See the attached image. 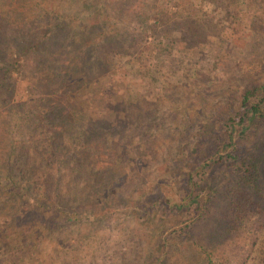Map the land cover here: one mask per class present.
<instances>
[{
    "label": "trees",
    "instance_id": "trees-1",
    "mask_svg": "<svg viewBox=\"0 0 264 264\" xmlns=\"http://www.w3.org/2000/svg\"><path fill=\"white\" fill-rule=\"evenodd\" d=\"M61 1L0 0V264L52 259L67 241L61 231L73 225L85 234L76 239L97 236L119 209L111 204L123 151L110 160L107 150L126 143L122 132L155 121L154 113L144 114L152 104L119 89L99 56L115 48L135 60L137 39L117 29L111 15L134 2L126 10L140 11L145 24L148 11L137 0ZM27 75L36 93L30 100L21 88ZM94 97L103 113L95 106L90 113ZM223 98L203 102L176 131L183 157L170 165L169 182L182 190L175 201L159 184L147 201L128 206L139 221L163 217L162 206L175 215L151 229L159 234L157 253L149 251L156 257L145 264H169L183 245L194 261L206 227L218 247L195 264H248L249 257L264 264V81L238 85Z\"/></svg>",
    "mask_w": 264,
    "mask_h": 264
},
{
    "label": "rangeland",
    "instance_id": "rangeland-1",
    "mask_svg": "<svg viewBox=\"0 0 264 264\" xmlns=\"http://www.w3.org/2000/svg\"><path fill=\"white\" fill-rule=\"evenodd\" d=\"M65 1L72 4L74 0L61 3ZM132 3L118 5V13L112 14L111 20L117 29H128L131 37L137 39L136 50L132 51L135 60L116 54L115 48L107 53L101 51L99 56L107 60L109 75L118 79L115 83L119 89L127 87L126 92L136 93L144 106L152 104L144 114L154 113V124L134 134L122 132L120 137L127 138L126 143L111 145L107 150L110 160L115 151L123 153L119 170L114 174L119 188L111 204L112 208L119 209L106 221L105 228L95 237L79 239H76L78 234H85L77 225L63 229L60 234L63 232L67 241L58 245L54 257L44 256L41 260L40 256L29 264H43L44 259H48L44 264H145L155 259L156 254L150 257L148 253H157L159 234L151 229L160 218L171 224L174 212L162 206L158 215L163 217L151 214V222L139 221L128 206L147 201V196L152 197L159 184L172 201L182 193L177 182H169V175L170 165L183 157L180 145H176L180 141L176 131H180L185 115L196 113L205 106L203 102L218 105L223 97L233 95L238 85L264 81V0H137L141 12L148 11L145 24L140 11L126 10ZM191 4L198 6L194 8ZM23 81V97L30 100L36 95L28 87L32 76L27 75ZM93 99L90 113L96 111L94 106L98 108L97 114L103 113L101 97ZM129 213L131 216L127 217ZM209 230L206 227L198 238L199 243L194 245V261L189 256L188 245H183L169 264L175 260L178 264H195L209 259L208 254H214L213 250L218 247V242L210 238ZM182 256L186 258L183 260Z\"/></svg>",
    "mask_w": 264,
    "mask_h": 264
}]
</instances>
